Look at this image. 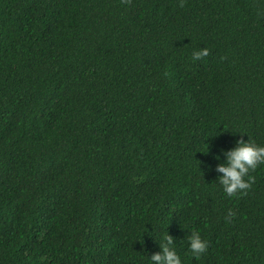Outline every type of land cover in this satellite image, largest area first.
<instances>
[{
    "label": "trees",
    "instance_id": "16d2710c",
    "mask_svg": "<svg viewBox=\"0 0 264 264\" xmlns=\"http://www.w3.org/2000/svg\"><path fill=\"white\" fill-rule=\"evenodd\" d=\"M248 137L264 0H0V264H264V164L217 179Z\"/></svg>",
    "mask_w": 264,
    "mask_h": 264
},
{
    "label": "clouds",
    "instance_id": "9594fccd",
    "mask_svg": "<svg viewBox=\"0 0 264 264\" xmlns=\"http://www.w3.org/2000/svg\"><path fill=\"white\" fill-rule=\"evenodd\" d=\"M206 47L192 52V59L199 60L208 55ZM225 161L216 166V171L222 173L217 179L223 191L231 196L239 190L251 186L253 177L250 172L258 165L264 164V145L256 144L249 137L247 140H236L235 146L224 152ZM218 159V157H217ZM247 177V179H245ZM188 249L194 257H199L207 247L198 231H193L187 237ZM173 245V238L166 233L160 242L161 251L149 257L151 264H182L181 258Z\"/></svg>",
    "mask_w": 264,
    "mask_h": 264
}]
</instances>
